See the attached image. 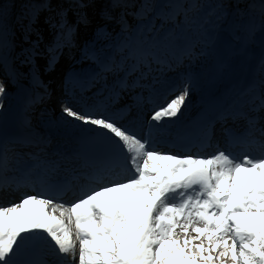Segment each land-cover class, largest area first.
I'll list each match as a JSON object with an SVG mask.
<instances>
[{"label":"snow or ice","instance_id":"1","mask_svg":"<svg viewBox=\"0 0 264 264\" xmlns=\"http://www.w3.org/2000/svg\"><path fill=\"white\" fill-rule=\"evenodd\" d=\"M19 24L30 45L21 63L33 67L42 27L52 36L49 71L81 27L111 47L91 48L101 71L72 81L82 92L100 84L104 100L83 111L62 105L93 137L69 152L49 150L51 139L27 117L17 134L0 128V198L23 187L36 193L0 202V264H264V155H176L150 144L184 115L190 95L191 76L171 94L165 74L199 60L222 75L232 62L216 61L227 35L229 56L250 66V80L220 100L201 136L212 139L219 123L227 141L264 149V0H26ZM16 47L0 9V72L9 79L18 75ZM6 93L0 80V98ZM145 103L147 139L116 114L142 113ZM76 189L79 198L63 202Z\"/></svg>","mask_w":264,"mask_h":264},{"label":"rangeland","instance_id":"2","mask_svg":"<svg viewBox=\"0 0 264 264\" xmlns=\"http://www.w3.org/2000/svg\"><path fill=\"white\" fill-rule=\"evenodd\" d=\"M13 3L15 4L13 0H0V9L4 12L5 21L11 32L17 26L14 12L8 14L11 6H13ZM19 3L24 7L26 0H19ZM41 31L44 33V41L40 49L42 55L37 57L35 61L36 67L21 63L24 59L25 53L29 50L24 49L13 63V67L18 73L17 76L7 80V76L0 72V80L5 83L7 88L6 96L0 98V101H2V107H0V128H2L4 135H9L10 133L15 132L17 128L21 127L22 121L26 118V116L31 120L33 127L42 134L49 132L51 130L50 128L58 130V139L61 133L64 132L65 128H70L74 135L83 133L81 132V129L84 125H79L76 121H71L66 117L60 116L62 113V105L70 106L77 103L87 104L103 101L104 97L107 95V92H103L102 94V91H98V89H100V84H97L91 90L85 92L82 95L81 100H78L77 102L71 91L73 85L72 81L74 78L83 77L86 74H91L92 72H100V64L98 61L94 58H90L94 55L91 48H95L96 54L105 53L111 47L107 41H96L93 31L86 30L81 27L74 38L75 46L71 49H65L59 56L58 61L55 63V68L49 71L47 67L48 56L45 53L44 46L51 43L52 36L44 27L41 28ZM225 32H227L226 26ZM14 36L16 38L17 46L21 45L18 40L25 41L23 34H16ZM221 37H228L231 48L232 44L230 37L227 35H223ZM33 38L35 39L34 36ZM20 49L21 47H19V50ZM86 52L88 54L87 57ZM258 54L259 46L257 45L250 49L249 61L256 58V55ZM230 60L232 62L229 64ZM219 61L229 64L228 70L223 74H235L239 79L240 86H243L245 78L250 77V66H246L243 62L235 61L229 56V50L228 56L221 57ZM212 65L213 63L211 62L198 60L191 65L190 71L187 62H185V64L181 65V68H175L168 71L165 74V77H173L177 74H182L185 71L192 72L197 76L195 83L201 88H206L208 86L216 85L219 80V76L215 74V71L214 74L209 72ZM37 68L39 70L38 75ZM105 76L107 79H111L109 74ZM54 78H57V83L46 81L47 79ZM39 87H42L41 92H38ZM190 88L192 94L189 95V98L195 100L197 98L198 88L194 86H191ZM54 90H57L56 93H54ZM45 92H52L50 102L46 104L41 103L37 106H35V104H31V101L34 98L38 99L39 97L44 96V100L47 99L48 97H45ZM138 93L139 91L137 90V94ZM123 103L124 100L111 104L109 111L111 110L112 114H114L113 110L121 109ZM29 106H31L30 112L28 110ZM148 107V104H146L144 109H147ZM27 112L29 114L26 115ZM149 113L143 110L141 113V119L146 121ZM116 114L118 115V118H122V122H126L127 126L130 127L132 126L133 119L137 115V112L134 111L129 114L127 111H123ZM144 133H146L145 130L143 134ZM61 136L63 138L65 137L64 135ZM71 144H75V140H73ZM246 155L251 156V150L248 151ZM20 194L21 190L16 197V200L18 201Z\"/></svg>","mask_w":264,"mask_h":264},{"label":"bare ground","instance_id":"3","mask_svg":"<svg viewBox=\"0 0 264 264\" xmlns=\"http://www.w3.org/2000/svg\"><path fill=\"white\" fill-rule=\"evenodd\" d=\"M220 41H221V43H220V46H219V52H218V55H217V57H216V61H219L220 60V58L221 57H227L228 56V50H230V41L228 40V37H225V38H223V37H220ZM257 57L259 56V54L258 55H256ZM178 68H181V65L180 66H178ZM214 65H212V67H211V70H210V73H213L214 74ZM183 74V76L184 75H188V74H190L188 71H185L184 73H182ZM220 77V76H219ZM174 83H176V82H174ZM247 84V83H246ZM245 84V85H246ZM74 85V84H73ZM72 85V88H71V91H72V95L75 97V98H77V99H80L81 97H82V92H78V90L80 89L79 87H76V86H73ZM167 85H168V87L169 86H171V84L170 83H167ZM195 87H197L198 88V90H197V98L195 99V100H192L191 98H188V102H187V106L189 107V109L191 110V109H194V110H201L203 107H204V105L210 100V99H214L215 98V96H212V95H214V94H220V90L219 91H217L216 93L214 92L216 89H218L219 88V85L218 84H216V85H212V86H208V87H206V88H201L200 86H198L196 83H195ZM89 90H91V89H89ZM88 90V91H89ZM227 91L229 90V88L228 89H226ZM81 91V90H80ZM192 92L190 91V94H191ZM158 99H159V97H157ZM157 98H156V100H157ZM200 101V102H198V101ZM158 102H159V100H157ZM111 106V105H110ZM110 108V107H109ZM123 110H125V109H123ZM151 110H152V105H151ZM189 111V110H188ZM27 114H29L28 112L26 113V115ZM194 116H195V114L194 113H189V114H184L180 119H179V121L178 122H176V123H174V124H172V123H169V125H168V127L167 128H165V129H167V130H170V132L167 134V139L168 140H164L163 142L165 143V144H167V145H173L175 142H176V138H177V136H171L170 134L172 133V131H174V133H175V131L177 130L178 132L180 131V129L179 128H181V126H185L186 124H188L189 122H190V120H192L193 118H194ZM27 117V116H26ZM180 124H182V125H180ZM95 129H89L88 128V126H86V129H85V131L84 132H86V133H95ZM91 135V134H90ZM155 135H157V134H154L153 136H155ZM64 136H66L67 138H66V140H64V145L65 146H71V142H72V138H70L72 135L71 134H68V133H65L64 134ZM157 143H158V141H154V139H151V141H150V144H151V146L153 147V148H155L156 150H158L157 149ZM63 148V147H62ZM75 148H71V150H70V152L71 151H73ZM24 188H26V187H23V188H21V189H19V190H17V192H15L14 194H10V195H8V196H6V197H3V198H0V202H5V203H7V202H16L15 200L17 199L16 197H17V194L19 193V191L20 190H22V189H24ZM34 194H36L35 192H30V190H26V192H25V194L24 195H34ZM44 259H46V260H49V261H51V259H52V257H50V256H47V257H44Z\"/></svg>","mask_w":264,"mask_h":264},{"label":"trees","instance_id":"4","mask_svg":"<svg viewBox=\"0 0 264 264\" xmlns=\"http://www.w3.org/2000/svg\"><path fill=\"white\" fill-rule=\"evenodd\" d=\"M13 2H15V4L16 3H18L19 4V8H18V24H17V28L15 29V31H14V33H20V34H22V30H21V27H20V24H19V20H20V17H21V13L23 12V10H24V7L23 6H21V4L19 3V0H13ZM14 3H13V6H11V8H10V11H9V13L8 14H11L12 12H13V10H14V5H15ZM27 46V45H26ZM21 50V49H20Z\"/></svg>","mask_w":264,"mask_h":264}]
</instances>
